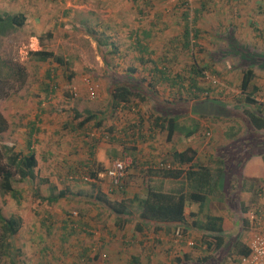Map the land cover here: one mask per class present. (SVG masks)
I'll use <instances>...</instances> for the list:
<instances>
[{"label": "crops", "instance_id": "0c3cea01", "mask_svg": "<svg viewBox=\"0 0 264 264\" xmlns=\"http://www.w3.org/2000/svg\"><path fill=\"white\" fill-rule=\"evenodd\" d=\"M7 15L22 20L21 26H14V29L11 27L9 32L24 31L28 39L22 43L31 50L43 49L40 48L38 39L41 34H44L43 38L50 36L53 29L65 30L73 25L78 31L92 32L91 41L95 45H108L105 51H101L100 56L101 60L106 59V66L111 69V72L106 73L107 79L112 82V86L118 85L116 80L121 79L120 83L133 92L130 99L132 106L127 105V102H120L113 109L111 98L108 100L107 108L112 119L107 120V141L103 143L95 132H90L91 141L85 144L81 140L84 147L81 143L76 145L78 153L74 155V161L68 164V170L66 169L62 178L68 181L66 176L72 172L85 170L90 174L93 169L97 170L93 177H97L109 162L128 155L131 162L126 166L121 189H115L108 183L107 189L100 188L99 193L125 191L130 193V198H134L137 189H141V194L144 192V188H141L144 187L142 181L147 179L149 171L166 169L157 167L156 164L167 163L172 168L179 169L180 175L177 179L164 180L181 182V186L169 189L185 193L195 191L201 197L199 200L186 202L184 222L151 220L141 222L140 226L154 222L169 227L166 231L171 236L168 241L165 240L167 242H164V247L174 257L170 260L172 264H184V261L189 260L188 254L192 255L193 251L187 249L189 245L185 243L191 238L187 229L196 228L192 221L205 223V226L213 222L219 225L218 233L196 228L205 236V240L213 239V243L209 240L205 242L206 247L228 246L233 264H237L240 256L235 252L236 241L239 242L238 247H247V237L250 239L255 233L264 234V134L261 133L264 129L255 130L251 127L245 113L255 109L254 105L245 101L249 95L257 101L264 114V0H204L199 6H194L193 20L190 22L194 31L192 34L185 21L186 11L179 5L178 0H0V17ZM179 31L181 41H178L177 36L167 37L168 33ZM185 32L188 41L184 39ZM229 34L237 40L236 45H231ZM190 35L198 38L197 41L190 43ZM200 35L202 40L199 39ZM186 51L190 53L186 54L188 58L184 56ZM205 67L218 80L235 82V97L244 115L230 111L228 104L221 98L193 101V94L199 97L201 93H207L198 83L203 73L201 70ZM247 69H251L252 75L242 92L240 82ZM134 82H139L140 86ZM191 82L196 85L190 87ZM93 83L92 81V92L89 93L95 96ZM183 86L191 95H178L180 92L177 88ZM194 90L200 91L193 92ZM178 98L186 100V110L178 109V102L182 103ZM211 101L216 104L214 109L210 105ZM140 103L143 104L142 109L139 108ZM195 103L198 110L194 109ZM200 104L202 106H198ZM207 117L214 118V121L216 119V124L213 122L212 126L210 123L207 125ZM43 127L45 130L49 128L47 124ZM201 129L202 132L205 131L204 134H201ZM34 131L33 129L32 134ZM247 131L253 138V143L252 149L246 150L242 136L245 137ZM39 132L38 137H42ZM53 137V133L45 136V142ZM48 144L49 142L45 148L47 155ZM33 152L38 160L35 150ZM46 154L40 155L44 161ZM182 154L185 159L180 161ZM198 167H205V182L194 190L191 186L198 183L197 175H187L186 172L194 171ZM156 179L160 181V177ZM98 183H101V179L93 185ZM232 183V192L236 194L231 202L228 189ZM133 184H136L137 189L130 186ZM89 215L92 214L89 212L87 216L84 213L82 218L79 219L78 216L77 221L76 213L73 216L67 214L63 224L82 231L85 226L93 229L86 224H77L90 218ZM129 215L130 213H125L120 216L119 222H130ZM118 224L116 221L114 227L119 230ZM253 228L257 230L251 233ZM132 229L137 230L134 225ZM120 231L114 240L111 239L112 231H109L104 238L95 240L98 245L92 243V239L90 243L83 241L76 250V256L86 257V262L82 264H100L93 257L96 256V250L101 249L110 251V254L105 251L100 253V257L104 259L103 264L169 263L165 255L158 253H153L154 257L149 259L152 255L150 252H154L156 247L152 236L147 235L146 228L137 230L139 236L131 233V238L125 237V231ZM83 232L92 236L96 231ZM106 232L108 231L105 230ZM230 233L234 235H229ZM156 234L154 235L158 236ZM214 235L221 237L218 246H215ZM177 237L181 241L175 242ZM102 240H116V243L104 246ZM207 252L205 264L210 257ZM224 263L221 261L218 264Z\"/></svg>", "mask_w": 264, "mask_h": 264}, {"label": "rangeland", "instance_id": "374dc122", "mask_svg": "<svg viewBox=\"0 0 264 264\" xmlns=\"http://www.w3.org/2000/svg\"><path fill=\"white\" fill-rule=\"evenodd\" d=\"M203 1L189 0L185 3L183 0H178L179 5L186 11L187 17L185 21L190 27L189 32L191 34L194 32L190 23L193 20L194 6H199ZM72 26L65 30L61 28L60 30L53 29V33L50 36L46 35V38H43L44 34H41V38L38 39L40 48L60 56L66 62L64 65L57 64L50 58L45 61L33 58L28 53L31 50L29 49L30 47L22 43V41L28 39L24 31H11L4 36L0 35V115L5 119L6 125L5 129L0 132V163H4L5 159L1 143L12 145L15 151L24 152L27 150L30 123H33L35 130L34 134L30 135V147L35 150L38 159V164L33 169L34 175L32 178L20 179L16 170L13 167H8L11 173V184L14 188L20 190V194L15 199L9 193L0 192V213L5 217L10 214L19 215L21 217V225L18 231L8 240L11 252L5 257H0V264H82L86 262V257H77L76 250H78L83 241L90 243L89 241L92 239V243L97 244L95 240L99 241L98 238H104L109 231H112L110 232L111 239L114 240L121 233L120 229L125 231V237L131 238V233H134V236L138 235V231L132 229L138 219L136 201L130 198V193L123 191V193L113 192L105 194L109 201L124 200L127 207L126 210H130V222L127 224L119 222L117 227H120V229L118 230L114 227L117 221L116 215L111 212L105 202L96 199L99 192H101L100 188L104 189L106 187L107 189L108 182L106 179H101V183L94 186L91 183L75 180L66 181L65 178H62L68 164L74 161V155L78 153L76 145L78 146L81 140L86 142L85 144L91 141L90 132H95L98 136L97 138L105 143L107 141V138H105V135H107V120L112 119V115L108 112L107 102L110 99V91L114 86L106 77L107 71L111 72V69L106 66V59L101 60L100 58L101 51H105L108 45H100L99 43L95 45L91 41L92 32L88 33L86 30L81 32ZM180 31L178 33H168L167 37L177 36L178 41H181ZM101 35L102 33H100ZM190 38H192L191 42L189 39L190 43H194L198 39L193 35L192 37L190 35ZM202 38V35H200L199 39L202 40ZM233 38V35L229 34L228 40L231 41V45H236L237 40ZM186 54L189 55L190 53L186 51L184 54L188 58ZM46 72L54 80L50 77L48 78ZM202 72L203 76L201 75L198 83L203 86V91L207 93H201L199 97L198 95L196 97L193 95V101L195 99L199 101L202 99L221 98L228 104L230 111L234 110L236 113L243 114L241 106L237 103L235 97L237 95L235 82L228 83L218 80L217 76L213 75L207 67L202 68ZM205 73L212 76L215 81L218 80V83H213L212 78L210 76L206 77ZM68 74H70V78H67ZM47 79L51 80L50 83L55 86L45 96V92L42 91V82H47ZM91 80L94 82L95 96L89 93L92 91ZM120 81L121 79L119 81L116 80V82L121 84ZM134 83L140 86L139 82ZM184 86L183 88H177L180 92L178 95L182 97L188 94V90H185ZM178 100L182 102H178V109L186 110L188 107L186 100L180 98ZM130 102L129 100L127 105L132 106ZM196 104L194 109L198 110ZM142 105L140 103L139 108L143 107ZM198 106H202V104ZM73 111L80 112L81 116L74 118ZM87 112L95 114V117L85 124L79 125L80 118L85 116ZM97 121H100L99 126L95 125ZM213 122L216 124V119L214 121L212 117L211 119L209 117L205 118L207 125L210 123V126H212ZM222 123L223 121L220 124ZM46 124L50 129L45 130L43 125ZM38 132L42 137H38ZM204 132L201 129V134H204ZM51 133H53L54 137L46 139L45 142L44 137H48ZM261 133L264 134V130ZM244 135L245 137L242 136L244 138H242L243 141L250 137L248 131ZM47 142H49L48 155L45 152ZM85 144L81 143L82 146H85ZM42 153L46 154L45 161L40 157ZM103 166L104 163H102L101 167ZM151 181L160 184L162 189L181 186V182H176L175 180L160 178L159 181L153 178ZM233 184L228 189L229 201L231 202V198L233 199L236 194L232 192ZM130 186L137 189L136 184ZM141 188L144 187L141 186ZM184 188L187 189L186 186ZM58 190H64L62 197L55 201L47 200L51 194L56 193ZM140 190L137 189L135 195H140ZM143 190L145 191V188ZM203 206L205 207V204ZM89 212L92 214L89 215L90 218L81 223L77 222V224L78 226L86 224L95 228L96 232L92 236L84 233L79 228H69L63 224L67 214L73 216L76 213L78 221L84 216V213L88 216ZM162 224L160 226L151 222L150 224L143 223L141 225L148 231L147 235L150 234L152 236L156 247L153 249L154 252L149 251L152 253L149 259L152 260V257H154L153 253H158L162 256L165 255L169 259L167 261L172 264L170 260L174 257L164 247V242H167L168 237L171 235L169 236L166 231V228L169 227ZM105 230L108 232L105 233ZM187 230L191 238H186L192 240L194 245L186 247L193 251L192 255L188 254L189 260L184 261V264H205L206 251H208L207 256H210L206 264H218L221 261L225 262L224 264H233L228 246L213 248L212 245L207 248L205 242L209 240L210 243H213V239L210 240L208 237L209 239L205 240V236L201 234L200 230L194 227H190ZM256 230L257 228L251 229V233ZM155 233L158 236H155ZM229 235L234 234L230 233ZM113 240H102V245L108 246L111 243H116V240ZM246 240L248 243V237ZM162 242L163 244H161ZM85 247L88 249V246ZM91 248L95 249L94 246H91ZM104 251L101 249L96 250V256L93 257L94 261L103 264L104 259L100 257V253ZM165 252L168 254H165ZM105 253L110 254V251L106 250ZM61 255L62 257H60ZM237 264H242L239 258Z\"/></svg>", "mask_w": 264, "mask_h": 264}, {"label": "trees", "instance_id": "16d2710c", "mask_svg": "<svg viewBox=\"0 0 264 264\" xmlns=\"http://www.w3.org/2000/svg\"><path fill=\"white\" fill-rule=\"evenodd\" d=\"M22 20L18 17L14 16H3L0 17V35H5L9 32L11 27H19L21 26ZM14 29V28H13ZM187 32H185L184 39H187ZM187 45V44H185ZM33 56V58L39 61H45L46 59L50 58L54 60L57 64H66V62L58 55L53 54L49 50L44 49H37V50H30L28 52ZM202 71V70H201ZM47 77H53L47 73ZM252 75L251 69H247L243 73V78L240 82V89L243 92L246 89V86L249 83V79ZM67 78H70V74L67 75ZM51 80L48 79L47 82H42V91L45 92V96L54 88V84L50 83ZM196 85L195 82H191L189 85ZM196 87V86H195ZM200 91V90H194ZM133 95L132 90H130L127 86L118 84L114 85L110 91V98H111V107L115 109L120 102H128ZM196 97V94H193ZM246 103H250L255 106L254 110L246 111V115L248 121L255 130L264 129V114L261 112V109L258 106L257 101H255L249 95L245 98ZM213 104V105H212ZM211 107L214 109L216 104L214 102H210ZM209 105V106H210ZM208 106V107H209ZM81 116L80 112L73 111V117L78 118ZM95 117V114L91 112H87L85 116L81 117L78 124L83 125L86 122L92 120ZM96 126L100 125V121L95 123ZM5 119L0 115V132L5 129ZM29 136L27 139V150L22 151H15L12 145H8L5 143H1V146L4 150V163H0V192L1 193H9L12 198H17L20 194V190L16 189L11 184V173L8 167H13L16 170L18 177L20 179L24 178H32L34 175L33 169L37 165V160L34 156V150L30 147V135L33 132V123L29 125ZM170 129L171 126L169 125ZM262 142V141H261ZM243 147L247 149H252L251 143H253V138L249 137L246 138L243 142ZM184 154V153H183ZM182 157L179 159L182 161L184 158ZM92 171V170H91ZM205 167H198L194 171L186 172L188 174H196L198 183L193 185L192 188L195 190L196 188L201 187V183L205 182ZM97 172L96 169L90 173L92 176L95 175ZM180 175L179 169L174 168H166V169H159V170H151L146 175L147 179H145V191L140 195H135L133 200L136 201V210H137V219L138 221L134 224V227L137 230H140L142 226L139 223L145 221H158V222H184V207L188 200H199L200 194L196 193L195 191H191L189 193L175 191L173 189H162L160 184H156L154 181L152 182L153 178L160 177L162 179H177ZM123 191L119 192L122 193ZM64 195V190H58L56 193L51 194L47 200L55 201L58 198ZM105 194L99 193L96 199L101 200L106 203L107 207L114 213L117 218V222L119 223L120 216H124L125 213H130V210H126V206L124 200L118 201H109L104 196ZM132 201V199H131ZM120 215V216H119ZM140 220V221H139ZM121 221V220H120ZM193 225L199 229H207L212 232H219L220 228L218 224H214L213 222L207 224L205 223H197V221H192ZM21 225V217L19 215L10 214L9 216H2L0 213V257H5L7 254L11 252V248H9L10 243L9 239L12 235H14ZM159 228V227H157ZM95 229V228H93ZM96 231V230H95ZM215 246L219 245L220 242V235H214ZM210 245V243H208ZM239 242L236 241L234 244L235 252L238 253L237 255L245 256L248 254L249 250L244 245H240L238 247ZM9 251V252H8ZM264 264V263H263Z\"/></svg>", "mask_w": 264, "mask_h": 264}, {"label": "built area", "instance_id": "2783aa9c", "mask_svg": "<svg viewBox=\"0 0 264 264\" xmlns=\"http://www.w3.org/2000/svg\"><path fill=\"white\" fill-rule=\"evenodd\" d=\"M185 3L189 0H183ZM205 76H210L205 73ZM212 78V76H210ZM213 83H218L212 78ZM92 92V91H90ZM205 92H203L204 94ZM107 138V135H105ZM131 160L128 155H124L120 158H115L110 162V164L103 170L102 173L98 174L97 177L91 176L88 171L82 172H72L66 176L68 180H78L83 181L85 183L94 184L99 179H106L109 183V186L114 187L115 189H121L122 178L125 175V169L128 164H130ZM157 167L163 168H172L171 165L163 162H158L156 164ZM146 179V178H145ZM145 179L142 181L143 185H145ZM83 231L94 233V229H91L87 226L83 227ZM181 241L179 237L175 239V242ZM186 245H194L192 240L185 241ZM248 254L245 256H241L239 258L242 264H263L264 263V234L255 233L253 234L247 244Z\"/></svg>", "mask_w": 264, "mask_h": 264}]
</instances>
